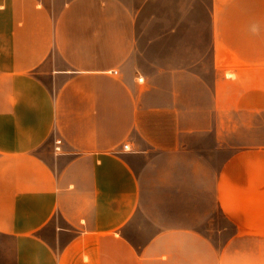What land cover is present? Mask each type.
<instances>
[{"label":"crops","instance_id":"0c3cea01","mask_svg":"<svg viewBox=\"0 0 264 264\" xmlns=\"http://www.w3.org/2000/svg\"><path fill=\"white\" fill-rule=\"evenodd\" d=\"M251 2L0 0V235L15 264H264ZM210 150L232 153L215 167ZM194 187L234 226L222 246L193 225L210 209Z\"/></svg>","mask_w":264,"mask_h":264},{"label":"rangeland","instance_id":"374dc122","mask_svg":"<svg viewBox=\"0 0 264 264\" xmlns=\"http://www.w3.org/2000/svg\"><path fill=\"white\" fill-rule=\"evenodd\" d=\"M255 4V12L257 14L256 21V31L257 33L254 35H249L248 43L250 47H256V51L258 53H264V0H255V2H251V12L253 10L252 6ZM252 14V13H251ZM253 19L250 18L249 23L252 27ZM248 37V35H247ZM256 138H259L257 136ZM211 141V139H209ZM259 142V141H258ZM232 151H209V159L212 161V165L218 167L222 159H226ZM199 188L194 187V195H193V205L195 204H203L210 208L209 210H197L194 211V221L193 225L195 228L200 231L206 233L217 246H222L225 241L234 233V226L227 220L226 216L222 213L220 209H215L214 200L211 195H200L196 194V191ZM189 197L186 196L184 198L181 196L178 198V202H184V200H188ZM214 206V207H213ZM213 208V210H212ZM15 250H14V242L11 237H7L4 235H0V264H15Z\"/></svg>","mask_w":264,"mask_h":264},{"label":"built area","instance_id":"2783aa9c","mask_svg":"<svg viewBox=\"0 0 264 264\" xmlns=\"http://www.w3.org/2000/svg\"><path fill=\"white\" fill-rule=\"evenodd\" d=\"M112 73H113V74H118L119 71H118V70H114V71H112ZM143 80H144L143 76H139L138 79H137L138 82H142ZM55 144H56V146H55V151H56V152H60V151H61V147H62V139L59 138L58 140H56V141H55ZM123 149H124L125 151H129V150L131 149V148H130V144H129V143L124 144V145H123Z\"/></svg>","mask_w":264,"mask_h":264}]
</instances>
